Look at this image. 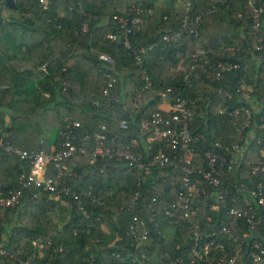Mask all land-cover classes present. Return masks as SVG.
Instances as JSON below:
<instances>
[{
    "label": "trees",
    "instance_id": "16d2710c",
    "mask_svg": "<svg viewBox=\"0 0 264 264\" xmlns=\"http://www.w3.org/2000/svg\"><path fill=\"white\" fill-rule=\"evenodd\" d=\"M13 1L15 6L9 8L0 0L5 12V15L0 14L2 143L31 154L45 148V135L49 132H54L52 145L56 146L64 125L78 123V128H73L76 137L92 138L99 126L104 125L102 134L128 144L131 152L143 153V142L151 136L148 131L151 116L155 113L166 116L165 104L156 92L170 90L195 103L188 131L192 138L203 135L191 145L196 154H201L209 143L227 145L237 141L235 128L243 123V118L218 115L216 111L236 102L235 91L242 83L251 89L252 117L257 125H264V61L257 64L253 57L259 54L253 52L252 56L248 51L254 40L248 35L252 24L251 7L264 4V0L251 6L249 0H183L191 6L189 25L198 17L193 35L183 32V8L159 10L156 4L161 0H144L138 5L149 10L150 15L142 16L140 24L131 28L128 47L121 41L116 43L119 34L111 15L137 0H46L45 8L38 0ZM59 9L64 11L62 16ZM177 33V39H171ZM114 34L117 35L115 40L107 38ZM164 37L168 40L164 41ZM141 48L147 51L142 55V66L136 67L133 55ZM100 54L108 55L113 63H102L98 60ZM178 61L182 68L175 71ZM218 63L236 68L213 79ZM248 69L252 74H248ZM143 71L151 83L147 90L140 88ZM104 74L117 79L110 98L102 96L107 83ZM32 83L36 84V91ZM28 98L34 103L32 109L25 114L16 112L14 104ZM119 120L126 123L125 129L117 126ZM131 139L136 140V146L129 143ZM163 143V140L153 141L152 152ZM93 147L88 140L83 155L61 162L66 169L70 168V174L65 172L60 179L62 187L78 191L91 186L92 195L99 199L100 205H85V214L65 197L35 188L21 189L18 178L21 173L27 174L28 161L0 149V199L21 191L14 206L0 207L3 212L0 245L28 264H136L137 261L167 264L180 258L181 264H189L188 254L194 244L192 236L176 232L182 223L163 215V209L175 201L179 176L156 167L137 187L134 174H124L117 169L122 164L120 159H96L89 164ZM248 150L251 151L242 158L237 173L225 175L223 181L264 185L262 175H251L249 171L258 160L253 154L258 149L251 144ZM48 170L46 177L53 178L52 164L48 165ZM135 192L138 194L136 208L121 211L120 207L129 202ZM194 200L197 217L192 222L199 225L201 237L197 249L210 242V255L218 259L221 250L216 246H221L224 261H227L240 248V258L235 264H251L252 243H258L264 250L263 211L255 212L253 238L244 239L240 234L246 226L240 222H232L227 234L219 233L230 220L225 214L229 203L220 204L217 212L207 219L211 190L206 188L205 196L195 195ZM60 205L67 215L63 223L58 222ZM236 208L241 209L242 205L238 203ZM131 214L141 217L149 229L147 243L139 248H134L125 236ZM104 228L115 236L110 246L103 244ZM35 245L40 246L43 259L34 257ZM0 264L18 262L0 257Z\"/></svg>",
    "mask_w": 264,
    "mask_h": 264
},
{
    "label": "built area",
    "instance_id": "2783aa9c",
    "mask_svg": "<svg viewBox=\"0 0 264 264\" xmlns=\"http://www.w3.org/2000/svg\"><path fill=\"white\" fill-rule=\"evenodd\" d=\"M182 3V8L185 12V17L181 20L183 32L187 34H195L198 26V17L193 20L192 25L188 22V13L191 6L188 2L178 0ZM258 0H249L248 5L255 4ZM39 4H46V0H38ZM252 20L251 29L248 32L250 37H253L251 47L248 48L249 54L254 56L253 52L259 54L258 57H253L254 62L262 64L264 61V4H257L251 7ZM150 15L149 10H143L138 4H130L116 10L111 15V21L117 29L119 38L124 47H128L127 36L131 32L132 27L140 24L142 16ZM117 35H110L109 40H115ZM179 33L173 35L171 39H177ZM164 41L168 38L164 37ZM151 48V46L149 47ZM147 49L141 48L133 55V65L141 67L142 55ZM98 60L102 63L111 65L112 59L106 54H100ZM235 66L228 64H216V72L212 77L217 78L223 72L230 69H235ZM264 74V66L262 65ZM107 83L102 90L104 98L112 97V89L117 79L109 74L103 75ZM186 77H183L185 80ZM141 90H147L151 87L148 76L143 71L141 76ZM251 89L245 84H241L236 89L237 100L234 104L227 108L217 109L218 115L227 117H241L243 123L239 124L235 131L238 134L236 142L221 145L217 142L209 143L208 149L201 154H196L192 143L198 139H202L203 135L197 134V137L192 138L188 126L193 121L195 113V103L189 102L184 98H180L175 92L170 90L157 91V96L165 104L163 112L165 117L159 113L151 116L150 127L148 131L151 136L143 142L145 148L143 153L137 151H129L128 144L117 142L115 137H107L102 134L105 131V126L100 125L99 131L93 134L92 138L88 135L76 137L73 128H78V123L71 125L66 123L63 131L59 133V140L56 146H51L47 152L44 149L36 150L31 154L14 148L9 143L0 142V149L14 155L21 161H28L29 170L27 174L21 173L18 182L21 189H39L42 192H47L53 196L65 197L75 203L78 211L85 214V205L89 203L100 205L99 199L92 195L91 186L81 188L80 190H72L68 187L60 185V179L66 171V167L62 165V161L74 156L83 155L86 152V144L88 140L93 143V149L90 154L89 164L96 159H120L122 164L117 169L121 173H132L136 177V186L138 187L156 167L164 168L169 175L179 176L177 184V192L175 201L167 208L163 209V215L167 219L181 222L177 227L176 232L189 234L193 238V247L188 254L189 264H235L240 258L241 249L237 248L230 259L224 261V253L221 246H216L221 250V255L216 259L210 255L211 243L200 245L197 249V243L200 244V227L198 224H193L192 220L197 217L195 195L205 196L206 188L211 190V203L207 209V219L211 214H214L219 209L222 203H229V207L225 212L229 217L224 225L220 228L219 233L227 234L232 222H240L245 224V231L240 234L244 239L253 238V227L255 225V212L261 210L264 212V185L255 183V185H245L226 183L223 181L225 175L237 173L240 168V162L246 153H250L248 146L254 144L258 149L257 153H253L258 159L253 166L250 167L251 175L259 174L264 177V125H257L255 118L252 117L249 109L252 106L249 93ZM217 92H220L219 90ZM228 99L229 95L224 93ZM95 104V103H94ZM96 105V104H95ZM133 106V105H132ZM263 119V118H262ZM262 121V120H261ZM117 126L121 129L126 128V123L123 120L117 122ZM145 128V124L141 125ZM163 140V144H158L155 151L152 152V142ZM131 145H137L135 139L129 141ZM49 148V147H48ZM168 149V151H167ZM52 164L55 170L53 178L46 177L49 174L48 165ZM179 173H178V172ZM176 172L178 174H176ZM174 186V185H172ZM21 191H16L7 199H0V207L7 208L14 206ZM35 197V196H34ZM138 194L135 192L129 202H125L121 211H130L136 208ZM240 203L242 208H236ZM156 229V227L153 226ZM149 229L145 221L131 214L129 222L126 225L125 236L132 241L134 248H139L147 243ZM0 257L16 260L18 264H28L27 261H20L8 253L2 245H0ZM251 264H262L264 261V250L258 243H252L251 252L249 253ZM182 259L168 261L167 264H181ZM136 264H144L137 261Z\"/></svg>",
    "mask_w": 264,
    "mask_h": 264
},
{
    "label": "rangeland",
    "instance_id": "374dc122",
    "mask_svg": "<svg viewBox=\"0 0 264 264\" xmlns=\"http://www.w3.org/2000/svg\"><path fill=\"white\" fill-rule=\"evenodd\" d=\"M143 1L144 0H137L135 2L130 1V2H128V5L134 4V3L139 4V3L143 2ZM42 6H43V8H45V4L42 5ZM0 14L1 15H5V12H4V10L2 9L1 6H0ZM63 14H64V11L59 9V15L62 16ZM250 71L251 70L248 69V71H247L248 74H252V72H250ZM34 84L35 83H32V87H34V91H36L37 86L35 87ZM17 102L14 104V110L16 112H18V113H24L25 114L26 112L30 111L32 109L33 105H34L32 100L29 99V98L28 99H23V100L19 101L18 103ZM5 124L6 125L8 124V119L7 118H6ZM53 137H54V132L53 131H51L47 135H45V140H44L45 141V144H44L45 148L49 147L48 149L50 150V148L52 146ZM45 148H44V150H45ZM65 172H66V174H70V168H67ZM62 207H63V205H62ZM62 207H61V205L57 207V215H58V222L59 223H63L66 220V218H67V215H66L65 212H63ZM2 213H3L2 210H0V216L2 215ZM104 232H105V235H106V239H105V243L104 244L108 246V243H110V241L112 240L113 235L108 231V228H104ZM34 257L36 259H43L44 258V253L41 251L39 245H35L34 246ZM263 264H264V262H263Z\"/></svg>",
    "mask_w": 264,
    "mask_h": 264
},
{
    "label": "crops",
    "instance_id": "0c3cea01",
    "mask_svg": "<svg viewBox=\"0 0 264 264\" xmlns=\"http://www.w3.org/2000/svg\"><path fill=\"white\" fill-rule=\"evenodd\" d=\"M157 9L159 10H180L182 8V3L179 2L178 0H174L172 3H168L166 0H161L158 4H156ZM103 23L106 22V19L102 20ZM181 61H178L175 67V71H180L181 70ZM32 85V84H31ZM34 86L36 87V84H34ZM42 95L45 96L44 93H42ZM19 102V101H18ZM17 102V103H18ZM103 244L105 243V232H103ZM115 236L112 237V240L110 241V243H108V246L113 244L115 242ZM264 262V261H263ZM263 264V263H262Z\"/></svg>",
    "mask_w": 264,
    "mask_h": 264
},
{
    "label": "water",
    "instance_id": "95a60500",
    "mask_svg": "<svg viewBox=\"0 0 264 264\" xmlns=\"http://www.w3.org/2000/svg\"><path fill=\"white\" fill-rule=\"evenodd\" d=\"M4 4L7 5L9 8H12V7L15 6L13 0H4ZM116 43L120 44V39L119 38L116 40Z\"/></svg>",
    "mask_w": 264,
    "mask_h": 264
}]
</instances>
